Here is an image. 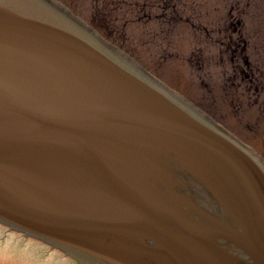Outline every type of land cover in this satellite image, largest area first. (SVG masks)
I'll use <instances>...</instances> for the list:
<instances>
[{"label":"water","instance_id":"obj_1","mask_svg":"<svg viewBox=\"0 0 264 264\" xmlns=\"http://www.w3.org/2000/svg\"><path fill=\"white\" fill-rule=\"evenodd\" d=\"M0 225L73 264H264V159L58 0H0Z\"/></svg>","mask_w":264,"mask_h":264},{"label":"rangeland","instance_id":"obj_2","mask_svg":"<svg viewBox=\"0 0 264 264\" xmlns=\"http://www.w3.org/2000/svg\"><path fill=\"white\" fill-rule=\"evenodd\" d=\"M58 1L93 25V0ZM141 2L103 37L264 152V0ZM0 264L72 262L0 225Z\"/></svg>","mask_w":264,"mask_h":264},{"label":"trees","instance_id":"obj_3","mask_svg":"<svg viewBox=\"0 0 264 264\" xmlns=\"http://www.w3.org/2000/svg\"><path fill=\"white\" fill-rule=\"evenodd\" d=\"M94 6L91 9V21L95 27L101 31H108L112 36V27L122 21L124 15H129L134 12L136 7L138 13L150 7L152 8L155 4L149 2H141V0H93ZM129 6H132L130 8ZM126 24V23H125ZM120 27H124L121 25Z\"/></svg>","mask_w":264,"mask_h":264},{"label":"flooded vegetation","instance_id":"obj_4","mask_svg":"<svg viewBox=\"0 0 264 264\" xmlns=\"http://www.w3.org/2000/svg\"><path fill=\"white\" fill-rule=\"evenodd\" d=\"M234 34H237V32L236 31H234ZM248 65H250L249 63H248ZM251 66V65H250ZM250 70H253V72H254V67H252V68H250ZM246 71V70H245ZM254 74V73H253ZM258 153L261 155V157L264 159V152L263 151H258Z\"/></svg>","mask_w":264,"mask_h":264}]
</instances>
